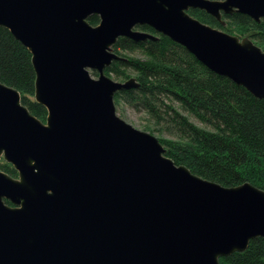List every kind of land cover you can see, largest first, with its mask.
I'll return each instance as SVG.
<instances>
[{"label": "water", "instance_id": "water-1", "mask_svg": "<svg viewBox=\"0 0 264 264\" xmlns=\"http://www.w3.org/2000/svg\"><path fill=\"white\" fill-rule=\"evenodd\" d=\"M189 8L264 17V0H0L47 109L41 120L0 81V158L17 169H0V264H220L264 237V189L191 172L116 114L114 93L138 82L105 69L124 58L119 36L158 38L139 25L264 99V49Z\"/></svg>", "mask_w": 264, "mask_h": 264}, {"label": "trees", "instance_id": "trees-1", "mask_svg": "<svg viewBox=\"0 0 264 264\" xmlns=\"http://www.w3.org/2000/svg\"><path fill=\"white\" fill-rule=\"evenodd\" d=\"M189 12L231 34L248 35L264 49V17L255 21L246 13L232 11L218 20L200 8H189ZM87 20L95 24L99 17L92 14ZM138 28L155 32L148 25ZM157 34L156 39L139 41L119 36L113 44L124 58L113 60L106 73L120 80L133 75L138 82L118 89L114 105L146 111L154 124L144 127L165 134L157 136L165 154L191 172L225 186L247 181L264 189V99L206 67L182 44ZM0 81L16 87L30 112L45 119L47 109L33 97L31 52L2 25ZM0 169L17 177V169L3 158ZM219 263L264 264V237H253L242 251L220 256Z\"/></svg>", "mask_w": 264, "mask_h": 264}, {"label": "rangeland", "instance_id": "rangeland-1", "mask_svg": "<svg viewBox=\"0 0 264 264\" xmlns=\"http://www.w3.org/2000/svg\"><path fill=\"white\" fill-rule=\"evenodd\" d=\"M241 37H244V36H241ZM94 75L96 76V74H94ZM110 76L113 79H116L114 77V74H110ZM116 80H118V79H116ZM116 114L118 116L124 118L128 123L132 124L136 128H139L141 130H143V129L147 130L156 136L161 134V132L159 130L151 131L148 128L144 127L146 124H148L150 126H152L154 124L153 120L150 118L148 113H146V111H144V110L138 111V110L134 109L133 107H130L129 105L122 104L120 107L116 106ZM161 135L166 136L165 134H161Z\"/></svg>", "mask_w": 264, "mask_h": 264}, {"label": "flooded vegetation", "instance_id": "flooded-vegetation-1", "mask_svg": "<svg viewBox=\"0 0 264 264\" xmlns=\"http://www.w3.org/2000/svg\"><path fill=\"white\" fill-rule=\"evenodd\" d=\"M138 28V27H137ZM139 29V28H138ZM140 29H142V28H140ZM142 30H144V29H142ZM145 31H147V30H145ZM149 32V31H148ZM152 32V31H151ZM153 33H155V34H157L156 32H153ZM158 35V34H157ZM158 37H159V35H158Z\"/></svg>", "mask_w": 264, "mask_h": 264}]
</instances>
